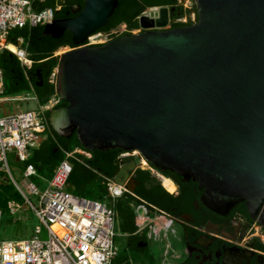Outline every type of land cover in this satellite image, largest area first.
<instances>
[{
  "label": "water",
  "instance_id": "water-1",
  "mask_svg": "<svg viewBox=\"0 0 264 264\" xmlns=\"http://www.w3.org/2000/svg\"><path fill=\"white\" fill-rule=\"evenodd\" d=\"M197 22L171 29V9L139 17L144 31L83 46L119 0H85L44 33L66 31L56 89L68 105L49 111L62 137L90 151H139L151 165L203 189L201 203L226 214L246 203L264 227V0H195ZM134 161L115 181L128 186Z\"/></svg>",
  "mask_w": 264,
  "mask_h": 264
},
{
  "label": "built area",
  "instance_id": "built-area-1",
  "mask_svg": "<svg viewBox=\"0 0 264 264\" xmlns=\"http://www.w3.org/2000/svg\"><path fill=\"white\" fill-rule=\"evenodd\" d=\"M43 1L45 0H0V51L8 49L7 38L14 29L45 26L56 19V12L60 7L38 10L36 4ZM179 4L190 12L175 19L170 16L167 26L161 29H171L178 23L197 22L198 15L193 8L194 0H179ZM161 9L162 6L150 7L142 15L158 19L161 16ZM118 28L107 33L96 32L83 46L105 44L125 32L138 34L144 31L141 26L131 31H128L127 26L123 30ZM23 41V38L19 39L20 47ZM16 55L23 66L31 68L32 61H26L28 56L25 49L23 55ZM50 81L57 82V68ZM3 92L4 73L0 69V94ZM28 98L18 96L5 100L21 101ZM34 98L38 101L36 95ZM61 100L60 95L56 93L47 104H40L39 110L0 115V185L3 184L5 175L10 176L25 204L40 223L35 226L34 236L31 238L0 240V264H114L120 253V247L116 244L117 213L113 205L125 192H130L127 187L115 179L106 178L113 205L68 190V180L73 171L71 158L77 159V154L91 158L90 151L77 148L72 152H66V158L57 164L52 178L47 181L43 191H40L34 181L28 182L23 189L13 178L8 154L15 152L23 164L33 158L35 152L40 149L42 140L51 134L46 113L60 104ZM132 154L134 153L123 152L120 159L122 157L127 159ZM37 172L35 165L29 163L24 167L23 173L24 177L33 178L38 175ZM30 196L38 197L37 205ZM20 208L21 205L16 200L12 199L7 203V210L11 215H17ZM141 210L143 213L138 214V217L141 216L144 221L140 220L138 224L139 229L143 230L147 226L148 211ZM4 214V209L0 208V227ZM43 228L48 232L47 239L40 237Z\"/></svg>",
  "mask_w": 264,
  "mask_h": 264
},
{
  "label": "trees",
  "instance_id": "trees-1",
  "mask_svg": "<svg viewBox=\"0 0 264 264\" xmlns=\"http://www.w3.org/2000/svg\"><path fill=\"white\" fill-rule=\"evenodd\" d=\"M85 0H45L36 4L38 10L46 8H58L56 18L73 17L79 8H83ZM167 6L171 9V18L182 17L190 12L179 4V0H119V5L114 14L109 18L108 24L97 32H110L125 24L128 31L140 28L139 17L150 7ZM194 10L197 7L194 0ZM198 15V12H197ZM193 23L174 24L173 28L188 26ZM45 26L38 25L32 28H18L11 31L7 42L19 46V39L24 41L21 45L26 50L28 59L32 61L31 68L22 65L19 57L9 49L0 51V69L4 73V92L6 96L20 95L23 92L34 93L41 105H45L57 93L56 83H52L51 76L59 66L61 56L56 55L64 46H70L72 49L77 46L73 42V35L66 31L60 38H54L44 33ZM125 34H132L125 32ZM120 36V37H121ZM119 38V37H118ZM22 49V48H21ZM40 69L44 73V88H39L37 73ZM68 105V102L61 100L55 108ZM49 121V111L46 113ZM50 124V123H49ZM51 134L42 140L40 149H38L33 158L23 164H33L38 170L49 168L55 169L57 164L66 158V152H72L77 148L90 151L80 142L76 133L70 137L58 135L50 125ZM91 158L77 154L76 158H71L73 171L68 180V190L77 195L85 196L90 199L105 202L110 198L106 178L115 179L120 169L118 158L122 154L121 149H112L109 151L94 150ZM165 175L171 174L169 171ZM137 179L141 184L134 192H125L118 198L114 206L117 213L120 229L126 239L125 244L120 248V253L114 264H160L156 260L149 245L140 246L139 241L147 243V232L140 233L137 221L136 206L146 205L150 211L156 208L160 212H166L171 215L179 216L182 211L192 210L193 202L198 198L196 194L197 186H187L181 178L182 191L175 195L168 192L161 181L154 177L150 171L138 170ZM22 198L16 187L11 184L0 185V208L7 213V203L9 200ZM111 199V198H110ZM156 207V208H155ZM37 218V217H36ZM16 220V219H15ZM38 220V219H37ZM23 224L22 220L16 221ZM260 245L264 247L261 243ZM182 264H196L187 260Z\"/></svg>",
  "mask_w": 264,
  "mask_h": 264
},
{
  "label": "flooded vegetation",
  "instance_id": "flooded-vegetation-1",
  "mask_svg": "<svg viewBox=\"0 0 264 264\" xmlns=\"http://www.w3.org/2000/svg\"><path fill=\"white\" fill-rule=\"evenodd\" d=\"M65 47L71 48L70 46L63 48ZM37 75L38 86L42 89L45 83L44 73L38 69ZM129 162L132 161L123 162L120 157L118 158L120 168ZM134 163L135 167L130 172L128 186L134 188L135 191L141 184L137 179V172L144 167L140 164L141 160ZM148 165V168L155 169L150 163ZM158 171L159 174L170 178L176 184V193L170 192L163 186L171 194H180L183 183L187 186H197L198 198L192 203V210L182 211L179 216L162 212L179 222L178 240L184 247L181 264L187 260L196 264H264V247L260 245L261 243L264 246V227L258 221L251 219L246 203H239L226 214L216 213L201 203L203 189L199 188L198 183L192 179L185 181L179 175L167 176L160 169H157V173ZM179 178L183 183L179 182ZM141 231L144 229H139L137 233ZM139 244L140 246L148 245L141 241Z\"/></svg>",
  "mask_w": 264,
  "mask_h": 264
},
{
  "label": "rangeland",
  "instance_id": "rangeland-1",
  "mask_svg": "<svg viewBox=\"0 0 264 264\" xmlns=\"http://www.w3.org/2000/svg\"><path fill=\"white\" fill-rule=\"evenodd\" d=\"M125 28L126 25L122 24L121 26H119L118 29L123 30ZM20 48L23 49V47ZM70 49L72 48H61L59 51L56 52V55L61 56L63 53L69 51ZM18 96H21L22 98H29L21 101L5 100V98H14ZM34 96L35 94L32 92H23L20 95L11 96H6L5 93L0 94V115L4 116L6 114L15 113L17 111L39 110L40 103L34 98ZM132 153L135 154H132L127 159L122 157L123 162L128 160L138 162V160H141L142 163L140 164L144 167V169L142 170L150 171L154 177H157L160 180L159 171L157 173L151 168H148V164H144V157H142L141 154H136V151H133ZM8 160L13 178L23 189H25L26 184L28 182L34 181L39 186L40 191H43L47 186V181L53 176L54 170L51 171L49 168H44L43 170H38V175L36 177L26 178L24 177L23 173V163L18 160L15 152H10L8 154ZM4 178L5 179L3 184L14 185V182L12 181L10 176L5 175ZM30 199L37 205L38 197L30 196ZM17 202H19L21 205V208L17 215H11L8 211L6 214H4V219L0 227V240L31 238L32 236H34L35 226L40 224L33 211L25 204L24 199L19 198L17 199ZM105 202L109 205H112L113 200L109 198ZM135 208L138 223L140 220L144 221V218H141V216L138 217V214L143 213L141 209H145L148 211V217L146 218L147 226L144 231L147 232V244L152 249L156 260H158L160 264H181L182 255H184V247L182 243L178 240L180 234L179 222H177L175 218L158 210L150 211L146 205L136 206ZM18 220H22L24 223L18 224V222H16ZM115 228L117 231L116 244L120 248H122L125 244L126 239L124 238L125 236L121 232L118 220L116 221ZM144 231H141V233H143ZM40 237L42 239L48 238V232L45 228H43Z\"/></svg>",
  "mask_w": 264,
  "mask_h": 264
},
{
  "label": "bare ground",
  "instance_id": "bare-ground-1",
  "mask_svg": "<svg viewBox=\"0 0 264 264\" xmlns=\"http://www.w3.org/2000/svg\"><path fill=\"white\" fill-rule=\"evenodd\" d=\"M20 44V43H19ZM6 47L8 48V49H10L11 51H13L14 53H16V54H20V55H23V49H21L19 46H17V45H14V44H12V43H6ZM27 62H30L31 60L30 59H27L26 60ZM136 154H140L139 153V151H137L136 150ZM143 162L145 163V165L146 164H148L149 162L144 158L143 159ZM147 166H149V165H147ZM152 169V168H151ZM152 170H154L155 172H157V170L156 169H152ZM160 175V179H161V181H162V184H163V186L167 189V190H169L170 192H175L176 191V189H177V186H176V184L170 179V178H168V177H166V176H163V175H161V174H159ZM160 224V223H159ZM162 226V225H161Z\"/></svg>",
  "mask_w": 264,
  "mask_h": 264
}]
</instances>
